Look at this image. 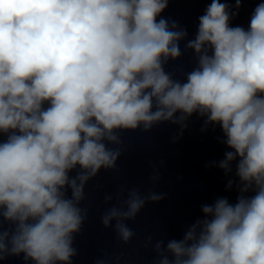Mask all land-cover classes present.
I'll list each match as a JSON object with an SVG mask.
<instances>
[{
    "label": "clouds",
    "instance_id": "clouds-1",
    "mask_svg": "<svg viewBox=\"0 0 264 264\" xmlns=\"http://www.w3.org/2000/svg\"><path fill=\"white\" fill-rule=\"evenodd\" d=\"M169 2L0 0V262L72 264L85 187L117 170L122 134L167 122L179 126L175 142L196 114L202 132L222 133L228 150L211 166L234 175L236 202L203 204L182 239L148 237L145 247L153 264H264V2L244 28L231 25L242 0L235 11L211 0L190 40L161 15ZM185 40L196 64L182 81L165 66ZM165 196L121 186L105 194L116 204L101 223L127 244L126 221Z\"/></svg>",
    "mask_w": 264,
    "mask_h": 264
},
{
    "label": "water",
    "instance_id": "water-1",
    "mask_svg": "<svg viewBox=\"0 0 264 264\" xmlns=\"http://www.w3.org/2000/svg\"><path fill=\"white\" fill-rule=\"evenodd\" d=\"M210 2L170 0L161 15L177 21L187 30V40H190L195 37L198 17L204 14ZM228 2L235 11V0ZM260 2L264 0H242L231 25L247 28ZM187 40L180 43L181 57L170 60L165 66L166 71L182 81L186 79L184 73L190 72L196 64L193 50H185ZM187 123L183 135L175 142L173 137L179 133V126L167 122L148 132L137 130L122 134L124 152L117 160V170L101 169L85 187L86 199L80 206L87 207L89 212L80 233L75 236L78 255L72 258V264H95L98 259L105 260L106 264H153L156 253L151 246L145 247L148 237H152L153 243L163 240L165 245L169 240H180L196 219L203 218V204H212L218 197L236 202L235 188L226 190L228 179L234 175L226 176L223 170L211 166L213 161L222 160L228 150L217 139L222 136L219 127L213 130L208 126L202 132L203 119L196 114ZM70 175L75 176L76 172ZM154 175L158 177L155 182L151 179ZM121 186L136 187L142 194L149 190L166 194L159 202L146 203L134 221H126L135 233L127 244L117 238L112 227L105 228L101 223L105 209L116 204L115 198L105 203V194L114 195ZM67 194L70 197L71 191ZM0 264H25V261L22 255L10 256Z\"/></svg>",
    "mask_w": 264,
    "mask_h": 264
}]
</instances>
